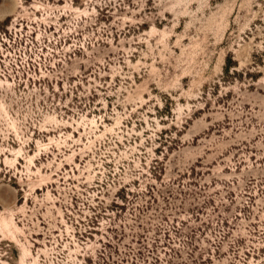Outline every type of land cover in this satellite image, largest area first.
Segmentation results:
<instances>
[{
  "label": "rangeland",
  "instance_id": "rangeland-1",
  "mask_svg": "<svg viewBox=\"0 0 264 264\" xmlns=\"http://www.w3.org/2000/svg\"><path fill=\"white\" fill-rule=\"evenodd\" d=\"M0 264H264V0H0Z\"/></svg>",
  "mask_w": 264,
  "mask_h": 264
}]
</instances>
